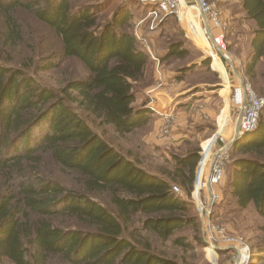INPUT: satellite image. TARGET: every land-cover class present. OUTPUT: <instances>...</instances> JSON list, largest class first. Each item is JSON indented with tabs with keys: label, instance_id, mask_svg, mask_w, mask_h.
<instances>
[{
	"label": "trees",
	"instance_id": "1",
	"mask_svg": "<svg viewBox=\"0 0 264 264\" xmlns=\"http://www.w3.org/2000/svg\"><path fill=\"white\" fill-rule=\"evenodd\" d=\"M72 1H0L4 46L13 48L24 38L14 16L23 9L56 31L64 57L79 59L89 71L58 90L24 68L0 63V263L186 264L159 252L152 240L185 250L202 244L199 219L190 213L200 148L173 152L160 173L150 172L94 131L90 121L111 124L120 135L149 124L153 112L136 106V84L151 60L128 31L133 14L126 3L102 19L106 3L74 8ZM241 3L255 24L243 74L257 79L264 58V0ZM170 52L184 55L176 43ZM56 57L39 71L57 67ZM202 63L211 69L209 56ZM235 148L243 153L232 163L231 195L241 208L253 203L264 218V108L258 126ZM46 158L70 182L49 174ZM176 185L182 193L173 190ZM186 229L193 230L194 242ZM246 264H264V246Z\"/></svg>",
	"mask_w": 264,
	"mask_h": 264
},
{
	"label": "rangeland",
	"instance_id": "2",
	"mask_svg": "<svg viewBox=\"0 0 264 264\" xmlns=\"http://www.w3.org/2000/svg\"><path fill=\"white\" fill-rule=\"evenodd\" d=\"M0 1L8 3L12 0ZM153 1L155 0H73L72 5L74 8H77L87 3H106L107 5L101 14L102 19L110 18L120 2L128 5L130 12L133 14L132 19L128 23V31L135 34L140 47L149 54L151 60L146 77L136 84L137 107L147 106L153 110V105L149 106V102L152 103L153 101L149 91L152 87L158 85L160 81L159 70L169 69L171 72L176 71L180 74L179 76L184 77L182 79L184 93L174 99L176 107L172 108L169 113L175 118L176 111L178 112L177 109L187 106L188 108L184 111L187 114V117L185 116L186 119H189L188 116H191L190 113L192 111L196 112L198 118H194V121L188 123L190 124L187 128L188 135L180 146V142L176 143V139L170 136H167L169 142L164 143L161 141L163 125L158 126L156 119H153L154 117H152L149 124L124 135H120L111 124L103 126L96 125V122L90 121L94 131L100 133L105 140L121 153L140 160L141 166L150 172L160 173L161 167L163 168L167 165L168 161L172 160L171 154L173 152L185 153L187 148H200V153L203 147L208 144L219 130L221 131L220 133L225 135L227 140H231V137L236 133L238 108L230 105V98L224 104L225 100L223 101L222 93L226 94L228 98L229 92L230 97L231 88L228 91L226 88L225 93L220 90L223 87L221 86L223 79H221L220 73L215 69L207 68L202 63L208 55L206 54V50L202 48L201 42L208 43L204 37H202L203 39H194L193 36L188 38L185 35L187 27L185 24L186 19L185 22H182L174 15H163L155 21L145 20L141 22L146 17ZM210 1L215 2V0ZM241 1L218 0L217 6L222 10L225 22L221 19L222 24L220 26L211 27V29H215L213 33L224 34L227 54L239 69L241 65L243 69V62L245 64L248 62L247 58L251 52V41L255 30L253 20L247 17L246 13L242 10ZM14 16L17 17V20L21 24L24 38L17 41V44L13 48L4 46L0 41V63L13 69L24 68V70H27V75L39 81L41 85L58 90H61L62 87L73 79H82L88 76L89 71L84 63L77 58H69L62 55V41L54 29L23 9H18L14 13ZM4 18V14L0 10V31L4 28ZM191 19H196L200 23V19L196 16V13L191 16ZM202 25L204 27L203 22ZM174 43L182 45V50H184L183 56L172 55L170 48ZM53 54H58L59 56L54 60L58 66L45 71H39L43 64L49 63ZM156 59L162 62L161 66L156 65L155 62H159ZM164 60H168L165 64L166 66H162ZM227 71L231 78L230 69L228 68ZM256 72L257 79H250L249 81L256 94L264 97V58L259 61ZM215 93H219L220 99H216L212 105L216 103L219 106L218 115L216 116L212 113V116H210L211 109H213L212 105L210 107L207 104L199 103L197 100L206 98V94L213 95ZM189 103H195L190 112L191 105ZM153 112L156 111L153 110ZM170 119L172 120V117ZM170 131L169 134L174 136L175 132ZM245 134L233 138V144L226 162L225 177L217 187L220 198L210 214L209 221L214 226L212 235L218 239L216 242V246L219 247L217 249V260L215 262L211 260L208 251L205 249L207 243L205 241L206 230L203 227L204 215L202 216L194 197L196 170L190 201L193 206H190V213L199 219L201 227L198 236L201 237L202 244L198 245L194 242L192 229H186L184 234L188 241L195 243V249L185 250L171 242L163 243L162 241L153 239L152 243L159 252L168 253V256H174L180 263L182 260L187 262L186 264H237L240 257L241 259L247 258L248 263L252 255L256 254L259 248L264 246V218L259 215L253 203L246 208H241L236 204L234 197L231 195L230 174L232 163L234 158L241 156L243 153L235 148V144ZM45 165L46 168L50 169L49 174L65 182H70L67 178L68 175L61 172L56 166L54 167L48 158L45 159ZM164 169L168 170L167 168ZM176 186L181 190L179 185ZM133 226L134 224L132 223L130 226L131 231L134 229ZM142 234L148 236L146 232ZM231 238L240 239V244ZM230 246H238L239 250L233 249ZM246 247L248 250L245 249ZM183 258H186V260ZM0 264L10 263L5 260Z\"/></svg>",
	"mask_w": 264,
	"mask_h": 264
},
{
	"label": "built area",
	"instance_id": "3",
	"mask_svg": "<svg viewBox=\"0 0 264 264\" xmlns=\"http://www.w3.org/2000/svg\"><path fill=\"white\" fill-rule=\"evenodd\" d=\"M217 4L218 0H215V2H209V0H155L151 3L146 17L141 21H155L163 15H174L182 22H185L186 19L185 24L187 27L185 35L188 38L193 36L194 39H203L202 37H204L208 44L201 42L202 48L206 50V54L211 58L212 64L220 62L225 70L229 68L232 74L229 83V89L231 88L230 105L238 108L236 133L231 137V140H227L225 135L220 133V130L214 134L212 139L200 152V158L196 166L194 197L202 216L204 215L203 227L206 230L205 241L207 243L205 249L214 262L217 260V249L219 247L216 246L218 239L212 235L214 226L209 219L213 207L216 206L220 198L217 187L225 177L226 162L233 144V138L254 130L259 123L260 114L264 108V97L257 95L251 82L244 78L242 65L239 69L231 57L228 56L224 34L213 33L215 29H211V27L220 26L222 24L221 19L223 20V12ZM194 13L200 19V23L196 19H191ZM151 104L149 102V106H152ZM171 117L172 120L170 119ZM165 118L166 122L162 129V140L167 139V136L173 138V135L169 134V131L171 130L174 116L171 113H167ZM173 188L175 192H180L177 186ZM226 239L228 240V238ZM231 239L240 244V239ZM230 247L239 250L238 246ZM245 249L248 250L247 247ZM247 261V258L241 259L240 257L237 264L247 263Z\"/></svg>",
	"mask_w": 264,
	"mask_h": 264
},
{
	"label": "crops",
	"instance_id": "4",
	"mask_svg": "<svg viewBox=\"0 0 264 264\" xmlns=\"http://www.w3.org/2000/svg\"><path fill=\"white\" fill-rule=\"evenodd\" d=\"M159 62H155L157 66H161V61L159 59H156ZM166 62H168V60H164L162 66H166ZM170 63V62H169ZM218 66H215V63L211 64V68L214 70H216L218 73H220L221 79H223L221 86L222 89L220 88V90H222L223 92L229 90V83H230V76L227 70H225L224 66L221 65L220 62H217ZM166 68V67H165ZM159 77H160V81L158 82V85H155L154 87H152L150 89L151 91V97L153 98L152 101V108L155 109L156 112H153L152 110V117H154L153 119H156L158 126L159 125H164L166 122V114L170 112V110L174 107H176L175 103H174V99L176 97H180L181 95H183L184 90H183V84H182V80L179 78V75L176 71L171 72V70L169 69H164V70H159L158 71ZM228 86V87H227ZM149 91V92H150ZM221 91V92H222ZM220 92V93H221ZM225 93V92H224ZM223 101L225 100V103L228 102L229 100V92H228V98L226 97V94H223ZM216 99H220L219 98V93H215L213 95H209L206 94V98H200L199 103H204L207 104L208 106L212 105V103L216 100ZM197 103V102H195ZM192 103H189V105H191L189 112L192 110V107L195 105ZM175 104V105H174ZM211 107V106H210ZM188 107L187 106H183L178 110V112L176 111V117L174 118L173 122L171 123L172 127H171V132H175L173 138L176 139V143H179V146L186 140V137L188 135V131L187 128L189 127L188 123H190V121H194V118H198V115L196 114V112L192 111L190 114L191 116L186 119L187 114H185L184 111H186ZM211 109V114H209L210 116H212V113H214L216 116L218 115V109L219 106L214 103L212 105ZM186 116V117H185ZM225 122V121H223ZM223 125V123H221ZM164 143L169 142V140L165 139V140H161ZM211 145V142H210Z\"/></svg>",
	"mask_w": 264,
	"mask_h": 264
}]
</instances>
